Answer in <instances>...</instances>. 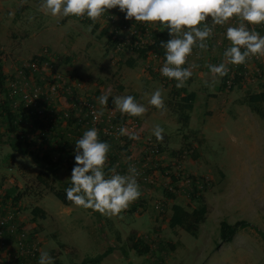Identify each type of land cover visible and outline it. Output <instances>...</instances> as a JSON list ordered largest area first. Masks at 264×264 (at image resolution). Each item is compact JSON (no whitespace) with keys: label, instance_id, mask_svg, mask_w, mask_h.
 I'll list each match as a JSON object with an SVG mask.
<instances>
[{"label":"rangeland","instance_id":"1","mask_svg":"<svg viewBox=\"0 0 264 264\" xmlns=\"http://www.w3.org/2000/svg\"><path fill=\"white\" fill-rule=\"evenodd\" d=\"M41 5L42 0H0V69L6 76L11 107L17 108L18 92L28 87L39 93L38 99L45 96L56 108L66 110L68 118L83 114L76 108L74 98L78 102L86 97L93 99L106 115L110 108L121 113L111 97L107 106L99 103V96L108 89L111 96L133 95L147 108L138 117L136 132L140 138L121 135L117 137L121 139L112 141L105 171L111 175L108 170L114 168L126 174L134 165L140 174L137 181L142 185L141 195L119 215L101 214L74 203L63 205L48 187L65 188L71 169L63 164L55 169L54 177L43 173L47 161L40 160V166L32 155L14 150L7 140L6 123L0 112V197L14 185L13 196L21 193L15 203L0 200V213H13L9 233L15 235L1 247L0 264L7 259L14 260V264H35L27 251L18 248L19 232L28 238H23L24 243L35 242L34 250L48 251L63 264H79L108 247L114 250L95 264H264V119L243 102L247 92L263 89L264 62L259 69L252 64H228L224 87L221 78H215L207 67L220 63L230 44L222 35L224 25H215L216 35L207 39L211 46H193L188 64L184 65H197L184 84L196 94L185 125L178 121L179 97L173 94L169 78L160 74L161 63L152 55L142 59L121 46L111 47L115 34L123 37L131 31L122 28L123 16L118 8H114L116 14L108 21L101 16L93 23L84 16L60 20L46 15ZM133 23L128 20L126 25ZM146 24L147 28L156 26V22ZM36 56L48 58L50 66L31 71L28 63ZM128 58H134V66H127ZM235 75L240 76L238 84L234 82ZM12 83L17 86L12 87ZM71 88L74 91L70 93ZM156 88L164 96V109L147 103ZM71 108L76 109L74 116ZM47 114L41 116L42 120ZM155 124L165 130L163 141H157L152 134ZM27 127L30 128L28 123ZM66 128L54 132L58 139L61 134L67 136V148L73 152L81 129ZM179 172L183 176L177 179L178 189L190 184L188 178L207 176L202 194H206L208 212L196 237L167 224L173 202L192 207L186 203L184 192L177 189L175 200L165 192L171 189V176ZM38 175L45 181L38 180ZM34 206L44 210V218L32 221ZM241 219L246 224L238 226L230 240L222 241L220 221L232 224ZM133 232L149 244L150 251L141 253L130 248L128 237ZM150 234L155 235L152 241ZM6 235L8 232L3 238ZM217 242H221L219 247ZM7 247L12 252L5 250ZM122 248L127 251L126 256Z\"/></svg>","mask_w":264,"mask_h":264},{"label":"clouds","instance_id":"2","mask_svg":"<svg viewBox=\"0 0 264 264\" xmlns=\"http://www.w3.org/2000/svg\"><path fill=\"white\" fill-rule=\"evenodd\" d=\"M118 8L126 20L159 22L164 25L169 39L161 40L165 49L160 74L176 81V87H183L193 75L191 64L184 67L193 46L207 49V39L213 35L215 25H225L236 17L238 23L228 25L224 36L230 44L224 49L223 60L208 64L209 72L215 78L228 74V64H244L250 57L264 56V35L254 25L264 24V0H42L41 9L46 15L58 17L86 16L93 23L110 9ZM211 18L212 27L202 22ZM92 25H90V28ZM207 83V82H206ZM111 97L116 109L122 114L139 117L146 113L145 104L133 95L111 96V89L99 96V103L107 106ZM147 103L157 109H164V96L160 88L152 91ZM98 118L94 116V119ZM120 135L139 139V134L121 126ZM152 134L157 141L165 139V130L155 124ZM110 145L99 138L98 129L93 126L83 131L73 148L74 163L68 176L65 198L77 206L91 208L101 214L119 215L131 202L141 195L137 181L136 167L130 165L126 174L109 169L105 171ZM38 264H55L48 251H41Z\"/></svg>","mask_w":264,"mask_h":264},{"label":"trees","instance_id":"3","mask_svg":"<svg viewBox=\"0 0 264 264\" xmlns=\"http://www.w3.org/2000/svg\"><path fill=\"white\" fill-rule=\"evenodd\" d=\"M116 10L110 9L109 12H105L101 16L104 17V21L108 18L113 17L116 13ZM122 13V12H121ZM119 15V13H117ZM123 19L122 22L126 24L128 20L124 18V13H122ZM121 16V17H122ZM86 17V16H84ZM108 21V20H106ZM135 24L133 25L135 32L132 33H126L124 34V38L122 36H119L118 34H115L114 38L111 40V47L115 48L118 46H121V48H126L127 51H131L136 54V57L145 59L148 55H152L154 59L158 60L161 65L164 62V48L161 47V40H167L169 39V34L167 32V29H165L164 25L160 24L158 21L156 22V26L153 28H147V22L142 21H136L133 19ZM206 23L202 22L201 26ZM105 24H108L105 22ZM132 25L128 24V27H130L129 30H131ZM116 27H114L115 29ZM112 37V36H111ZM148 37L151 41L144 42L145 38ZM209 40L206 41V43ZM123 43V44H122ZM208 46H211V44H207ZM213 46V45H212ZM124 51V50H123ZM34 60H48V58L43 56H36L33 58ZM49 61V60H48ZM50 62V61H49ZM127 66H134L135 61L134 58H128L126 60ZM186 64H188L186 62ZM5 74L0 69V94L3 93L4 95L0 96V112L4 115V120L6 123V133H7V140H9L10 145L14 150L21 151L28 153L32 155L33 159L35 160L38 165L42 166V164L39 162L40 160L47 161L48 165L43 166V173L49 172L54 177L56 176V168L61 167L63 164H67L69 169L72 168L74 159H73V152H69L67 146L69 144V140L66 135H60L59 139L55 135V130H60L62 128L67 129L66 127H74V130H80V134L76 136V140L82 135L83 131H85L84 122L88 118L86 116V107L83 105L82 102H78L76 98H74V103H76V108L82 112L79 116V114H76V117L74 116L75 110L74 108H71L74 112L73 118L66 116L63 119H61L62 115H65L66 110H62L60 108H56L55 105L50 103L47 98L44 96V98L38 97L35 99L34 103H31L28 107L25 105L24 99L22 97L21 92L19 94L20 102L17 104V108L13 109L11 106L12 100L11 96H9L8 93V86L5 88ZM240 76L235 75L234 76V82L236 84L239 83ZM227 81V76L221 78V84L225 87ZM172 87V92L174 95L178 96L177 105L179 107L178 113V121L182 124H187V122L190 119V111L193 107V102L195 99V92L189 91L185 86L177 88L176 81L170 80ZM17 86V84H16ZM233 86V85H232ZM231 85H229V89L232 88ZM19 90H21V87H19ZM71 91H74L71 88ZM70 91V92H71ZM27 92L32 93L30 88L28 87ZM73 93V92H72ZM248 94L244 96L243 102L247 104V106L256 113L260 118L264 119V87L258 92H247ZM71 96V95H70ZM72 97V96H71ZM74 97V95H73ZM72 97V98H73ZM86 100H89L90 102H94L91 98H85ZM42 101V102H41ZM12 104V105H11ZM38 105V106H37ZM35 108H40L41 113H36ZM47 109V111H46ZM112 109V108H111ZM70 110V109H69ZM114 110V109H113ZM45 112H48L46 119L42 120V115L45 114ZM118 119L121 118V115L127 116V114H122L119 112H116ZM32 118V119H31ZM137 122L138 117H134ZM27 123L29 125V129L27 127ZM58 123V124H57ZM61 125L60 127L58 125ZM101 124L100 126H102ZM28 131H31V137L29 136ZM63 132L62 130H60ZM60 132V133H61ZM59 133V132H58ZM103 141H107L110 145L112 141L119 140L121 138H114V137H106L101 135L99 137ZM123 138H129L127 135H123ZM34 149V150H32ZM39 150H43L40 154ZM36 151V152H35ZM124 169H122V172ZM139 173V170H137ZM46 174V173H45ZM140 175V174H139ZM183 175H180V172L178 175H172L171 176V189H166L165 192L168 197H171V199L175 200L176 197V191L178 189L177 185V179L179 177H182ZM42 176L38 175V180L45 181L41 178ZM196 180H200L199 185ZM142 181V180H139ZM69 184V183H68ZM68 184H64L65 188L68 187ZM206 181L204 180V177H192V182L185 186V189L179 186L178 191L184 192L187 197V204L192 205L187 207L183 203L173 202L169 209V216H168V227L171 229L174 228H180L185 232H188L190 235L196 237L199 233V225L203 223L206 220V215L208 212L207 203L204 200L203 197V191L205 187ZM144 185V184H143ZM142 186V185H141ZM140 186V191H141ZM145 186V185H144ZM53 186H49V190L54 194V196L63 204V205H70L72 202L70 200H67L65 198V188H52ZM15 191V185L6 189L5 194L0 197V200L7 201L11 200L10 204L15 203L19 199V196L21 193H18L17 195L13 196V193ZM187 192V193H186ZM193 200L196 203H193ZM193 203V204H192ZM31 215H32V221H36V218H44L45 212L42 208L39 206H34L31 209ZM246 224L245 220H237L232 224L227 223L225 220H221L219 223V236L222 241L230 240L234 234L235 229L238 226ZM5 235L8 232V235L0 237V250L1 247L3 248L6 246V243L8 244V240L11 238H14L15 235H10V231L6 230V228L3 230ZM129 240L131 241V249H134L141 253H146L148 250L150 251V246L148 243H146L144 240L137 238L135 233H131L129 235ZM17 239V238H16ZM28 239V238H27ZM26 239V240H27ZM150 241V239H149ZM24 243V240H23ZM221 242L216 243V247L220 246ZM35 242H25L24 246L21 249L23 251H27L29 253L28 257L30 256V259L33 260L35 264H38V258L40 255V251L34 250L32 248V245H34ZM9 247V246H8ZM6 248L5 250H8L9 252H12L9 250V248ZM114 250L113 247H108L105 250H103L100 254L93 258H84L79 264H95L96 262H99L102 258L109 255ZM2 251V250H1ZM14 251V250H13ZM123 255H127V251L122 248ZM12 262V263H11ZM55 264H63L59 259H54ZM14 260L7 259L5 264H14Z\"/></svg>","mask_w":264,"mask_h":264},{"label":"built area","instance_id":"4","mask_svg":"<svg viewBox=\"0 0 264 264\" xmlns=\"http://www.w3.org/2000/svg\"><path fill=\"white\" fill-rule=\"evenodd\" d=\"M130 21H133V20H130ZM209 22L212 23V21L208 19L206 21V24L209 23ZM231 23L233 25L238 23L237 18L236 17L231 18L224 25V30L222 32V35H223L224 39H226L225 36H224L225 28L228 25H231ZM134 24H135V22L133 23V25ZM133 25L131 26L132 27L131 31L129 30L130 27H128V25H126V24H124L122 26V28L123 29H128L130 31V33H132V32H135V29L133 28L134 27ZM208 26L212 27V25H210V24H208ZM250 27H254L256 31H258L261 35H264V24H262V25H254V26L250 25ZM215 35H216V31H215V28H213V36H215ZM148 41L150 42L151 40H148ZM144 42H146V41L144 40ZM261 62H264V56H261V57L253 56V57H250L243 65L245 67L247 64H249V65L252 64V66L254 65V66H256L259 69V68H261L260 67ZM49 66H50V62L48 60H41V61L33 60L30 63H28L29 69L31 71H34V72L39 71L42 68L49 67ZM76 84H79V83H76ZM11 86L12 87H14V86L16 87V85L14 83H12ZM52 89H56V88L53 87ZM21 94H22V97L24 99L25 105L28 107L31 103L35 102V99L38 97L39 93L37 91L29 93V92H27V90H22ZM71 96H72V94H71ZM83 105L86 107V116L88 117L86 119V121L83 123L84 126H85V129H88V128H91V127L95 126L98 129L99 137L101 135H103V136H106V137L117 138L118 136H121L119 134V129H120L121 126L126 127L130 132L138 131L137 130L138 122H137V120L134 117H131V116H128V115L125 117V116L121 115V118L118 119L116 111L111 109V108L109 110H107L108 112L106 113V115H103L101 110H100V107H99V105H98V103L96 101L90 102L89 100H85V101H83ZM35 112L36 113H41V109L40 108H35ZM65 116H68V114L65 113ZM94 116L98 117V118L94 119ZM101 124H103V125L100 126ZM202 177H204V180L207 181V176H202ZM187 181H188V183H191L192 180L190 178H188ZM196 182L199 185H201L200 184V180H196ZM5 214L0 213V237L3 236V234H4L3 230L5 228L8 231H10L11 228H12V223H11L10 218H11V216H13V213L12 212L11 213L6 212ZM19 234H20L19 238H21V239L19 240L18 248L21 249L22 247H24L23 238H25V233L24 232H19ZM17 242H18V240H17Z\"/></svg>","mask_w":264,"mask_h":264},{"label":"crops","instance_id":"5","mask_svg":"<svg viewBox=\"0 0 264 264\" xmlns=\"http://www.w3.org/2000/svg\"><path fill=\"white\" fill-rule=\"evenodd\" d=\"M213 42H214V41H213ZM196 58H197V56H196ZM197 60H199V59H197ZM199 62H200V61H199ZM146 188L149 189L150 186H146ZM205 195H206V194H205ZM205 195H204V197H205ZM193 203H196V202L193 200ZM193 203H192V204H193ZM149 237H150V241H152V240L154 239L155 235L150 234Z\"/></svg>","mask_w":264,"mask_h":264}]
</instances>
